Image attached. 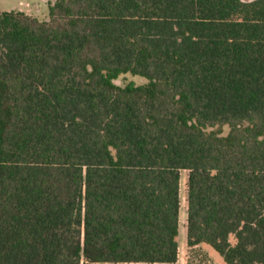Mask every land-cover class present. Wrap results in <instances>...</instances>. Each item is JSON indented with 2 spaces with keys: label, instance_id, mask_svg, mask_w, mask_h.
Segmentation results:
<instances>
[{
  "label": "trees",
  "instance_id": "trees-1",
  "mask_svg": "<svg viewBox=\"0 0 264 264\" xmlns=\"http://www.w3.org/2000/svg\"><path fill=\"white\" fill-rule=\"evenodd\" d=\"M184 170L188 247L264 264V0L0 12V264L175 263Z\"/></svg>",
  "mask_w": 264,
  "mask_h": 264
},
{
  "label": "rangeland",
  "instance_id": "rangeland-1",
  "mask_svg": "<svg viewBox=\"0 0 264 264\" xmlns=\"http://www.w3.org/2000/svg\"><path fill=\"white\" fill-rule=\"evenodd\" d=\"M54 0H0V12L2 11H23L28 15L38 17L41 20H46L49 18V4ZM147 80L138 75H132L130 73H126L121 75L118 79L115 80V83L119 86H125L128 83H134L135 85H141L146 83ZM229 131V127H223V133L227 134ZM187 178L188 172L182 171L181 177V212H180V226H179V249L183 250H211L213 253H216L210 247H203L197 249H188L186 245L187 241V204H186V190H187ZM186 255L184 252H181V256ZM188 256V254H187ZM212 261L213 264L215 260L209 255L203 253V251H190L189 253V262L191 264H206L207 261Z\"/></svg>",
  "mask_w": 264,
  "mask_h": 264
},
{
  "label": "crops",
  "instance_id": "crops-1",
  "mask_svg": "<svg viewBox=\"0 0 264 264\" xmlns=\"http://www.w3.org/2000/svg\"><path fill=\"white\" fill-rule=\"evenodd\" d=\"M186 245H187V241H186ZM203 247H207L208 248V246L202 245V246L194 247L193 249L203 248ZM188 249H191V248L188 247ZM185 251H186V255L181 256V252H184V254H185ZM190 251H195V252L203 251V253L209 254L215 260L216 264H226L224 262L223 258L219 254H215L211 250H183V251H181L180 249H179V254H178L177 261L175 263H172V264H191L189 262V253H190ZM187 254H188V256H187ZM98 264H166V263H98Z\"/></svg>",
  "mask_w": 264,
  "mask_h": 264
},
{
  "label": "built area",
  "instance_id": "built-area-1",
  "mask_svg": "<svg viewBox=\"0 0 264 264\" xmlns=\"http://www.w3.org/2000/svg\"><path fill=\"white\" fill-rule=\"evenodd\" d=\"M206 264H213L212 261L208 260Z\"/></svg>",
  "mask_w": 264,
  "mask_h": 264
}]
</instances>
